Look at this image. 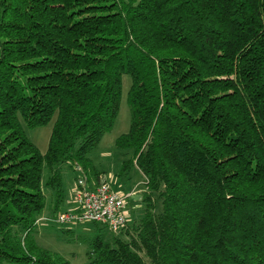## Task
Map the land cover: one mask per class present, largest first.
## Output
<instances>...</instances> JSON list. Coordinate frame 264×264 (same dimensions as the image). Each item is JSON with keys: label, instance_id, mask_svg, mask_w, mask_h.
I'll return each instance as SVG.
<instances>
[{"label": "trees", "instance_id": "16d2710c", "mask_svg": "<svg viewBox=\"0 0 264 264\" xmlns=\"http://www.w3.org/2000/svg\"><path fill=\"white\" fill-rule=\"evenodd\" d=\"M124 74L144 207L90 264H264V0H0V264H69L33 230L63 165L93 181Z\"/></svg>", "mask_w": 264, "mask_h": 264}, {"label": "rangeland", "instance_id": "374dc122", "mask_svg": "<svg viewBox=\"0 0 264 264\" xmlns=\"http://www.w3.org/2000/svg\"><path fill=\"white\" fill-rule=\"evenodd\" d=\"M130 85V76L124 74L119 114L113 127L104 134L100 142L91 150L89 156L92 168L88 170V175L94 179L96 173H99L101 175L100 181H107L118 192L126 195L134 192L132 196L126 198L127 212L130 214V218L139 219L142 216L144 207L141 196L145 188L146 176L135 164L129 168H124V161L131 158V151H125L116 145L117 138L121 134L127 133L130 128L131 108L128 103ZM54 121L55 118L46 125L34 128L25 126L27 136L39 147L41 152H45L48 148ZM62 172L66 200L61 204L59 211H66L70 206H74L73 187L77 178L82 176V173L69 164L63 165ZM48 176L49 170L45 167L43 181ZM45 191L46 206L33 230V239L38 245L60 254L69 261V264H90L88 258L90 241L99 232L101 223L85 221L62 224L58 222V212H54L52 209V189H45ZM71 196L70 205L67 199ZM4 264L13 263L5 262Z\"/></svg>", "mask_w": 264, "mask_h": 264}, {"label": "built area", "instance_id": "2783aa9c", "mask_svg": "<svg viewBox=\"0 0 264 264\" xmlns=\"http://www.w3.org/2000/svg\"><path fill=\"white\" fill-rule=\"evenodd\" d=\"M75 169L82 173L73 193L74 207L58 213L57 221L66 224L94 221L106 225L114 233L121 231L129 220L126 195L113 189L107 181H91L80 165Z\"/></svg>", "mask_w": 264, "mask_h": 264}, {"label": "crops", "instance_id": "0c3cea01", "mask_svg": "<svg viewBox=\"0 0 264 264\" xmlns=\"http://www.w3.org/2000/svg\"><path fill=\"white\" fill-rule=\"evenodd\" d=\"M100 176H101V175L99 174V176L95 177V178L92 179V180L98 182V181H100V178H101ZM77 179H78V178H77ZM76 182H77V180H76ZM76 182H75L73 188H75V186H76ZM73 188H72V189H73ZM73 190H74V189H73ZM73 193H74V192H73ZM72 196H73V195H72ZM72 196H71V198H68V199H67V201L70 203V205H71L70 200L72 199ZM65 200H66V198H65ZM65 200H64V201H65ZM63 203H64V202H63ZM68 205H69V204H68ZM73 207H74V206H70L69 209H72ZM69 209H66V210H69ZM59 212H61V211H59ZM129 218H130V214H129Z\"/></svg>", "mask_w": 264, "mask_h": 264}]
</instances>
